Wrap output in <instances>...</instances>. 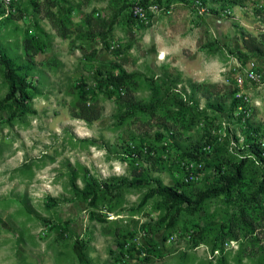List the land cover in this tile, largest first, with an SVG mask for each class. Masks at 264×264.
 <instances>
[{
    "label": "rangeland",
    "instance_id": "rangeland-1",
    "mask_svg": "<svg viewBox=\"0 0 264 264\" xmlns=\"http://www.w3.org/2000/svg\"><path fill=\"white\" fill-rule=\"evenodd\" d=\"M154 1L175 7L141 24L121 0H0V264H264V169L231 184L229 142L184 167L224 123L264 132L262 108L230 120L264 0ZM8 71L32 95L13 120Z\"/></svg>",
    "mask_w": 264,
    "mask_h": 264
},
{
    "label": "built area",
    "instance_id": "built-area-1",
    "mask_svg": "<svg viewBox=\"0 0 264 264\" xmlns=\"http://www.w3.org/2000/svg\"><path fill=\"white\" fill-rule=\"evenodd\" d=\"M6 4H13L12 0H2ZM127 5L130 14L133 19L141 24H148L152 22L156 15L160 13L171 14L172 9L175 7L171 5L170 9H166L158 4H147L146 0H123ZM193 8L198 11L199 14H208V8L201 2V0H192ZM239 82L238 87L241 89L239 93L235 95L236 107L234 113L235 121L242 120L244 124L247 119H250L254 110L262 108L264 111V95L262 99H258L251 92L244 91V83L247 81L249 84L259 89L264 88V72H261L259 68L252 64L249 68L244 70V75L240 73L237 77ZM213 136L216 137L217 142L223 143L225 139L230 141L229 146H234L240 143L238 152L246 151V149L253 150V152H246L244 158L254 161L258 166L264 167V132L255 133L253 131L246 133V136H237V133L233 131L229 123H224L223 126L213 132ZM249 139L252 141L249 142ZM214 155V147L206 144L199 155L198 159H187L184 164L187 172H190L192 168H197L199 171H203L207 161H210ZM190 175V174H189ZM192 180L196 178L194 175H190Z\"/></svg>",
    "mask_w": 264,
    "mask_h": 264
},
{
    "label": "trees",
    "instance_id": "trees-1",
    "mask_svg": "<svg viewBox=\"0 0 264 264\" xmlns=\"http://www.w3.org/2000/svg\"><path fill=\"white\" fill-rule=\"evenodd\" d=\"M121 1L124 4V6L128 9V7L124 3V1L123 0H121ZM146 3L147 4H158V5L162 6V7H165L159 1H156L155 2L154 0H146ZM130 16L133 19V17H132L131 14H130ZM7 81H8L9 89H10L8 98L11 99V100H13L14 101V105H15V109L11 112L10 117H9L10 120H13V119L16 118L18 111L22 110V111H24L26 113H28L30 111L27 108V106H26V104L24 102H25V100L31 98L32 95L29 92H27V90H26L27 87L25 85H20L19 86V84L15 80V77L10 72H9V74L7 73ZM17 93L20 94V98L17 97ZM235 104H236V101H235ZM151 107L152 106H150V108ZM235 107H234V109H235ZM233 116L234 115L232 113V116H230L231 117L230 120H233V118H234ZM227 119H229V118H227ZM207 142H208V144L210 146H213L214 147V154L218 153L219 150L224 149V147L228 145V142L230 143V141L228 139H225V141L222 144L219 143V142H217V139H216V137L213 136V134L211 135V137L209 138V141H207ZM203 147L200 146L195 152H192V154H189L188 157H186V158H189L191 160L198 159L199 155L201 154V150H202ZM243 152L246 153L247 151H243ZM212 159L210 161H207V164H209L212 161ZM246 160L247 161H251L249 159H244L243 161L240 162V164L237 166V169H236V175L230 181L231 184H235V183H238V182L241 181V178H242V171H241V169L245 165ZM258 167L261 170L264 169V167H262V166H258ZM263 175H264V172H263ZM262 189L264 190V176H263V180H262ZM151 193H153V192H151ZM157 193L165 195V197H167L170 201H172L176 205L183 206L184 204H186V205H188V207L190 205L189 199L186 196H184L183 194H181L180 192H177V191L173 192L172 190H157ZM96 199H97V197L94 196V198L91 200V204L94 205L95 202H96ZM143 202L144 201H142L141 204Z\"/></svg>",
    "mask_w": 264,
    "mask_h": 264
},
{
    "label": "crops",
    "instance_id": "crops-1",
    "mask_svg": "<svg viewBox=\"0 0 264 264\" xmlns=\"http://www.w3.org/2000/svg\"><path fill=\"white\" fill-rule=\"evenodd\" d=\"M158 16V15H157ZM157 16L155 17L157 19Z\"/></svg>",
    "mask_w": 264,
    "mask_h": 264
}]
</instances>
